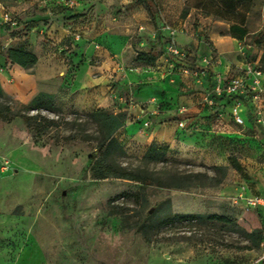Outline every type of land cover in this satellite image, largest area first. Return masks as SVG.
Instances as JSON below:
<instances>
[{
  "label": "rangeland",
  "instance_id": "obj_1",
  "mask_svg": "<svg viewBox=\"0 0 264 264\" xmlns=\"http://www.w3.org/2000/svg\"><path fill=\"white\" fill-rule=\"evenodd\" d=\"M148 1L155 11V24L144 3L137 0H0V15L13 19V24H7L0 18V54L23 44L7 45L6 35L21 38L39 23L48 25L52 18L69 27L67 42L48 48L57 59V74L73 68L74 57L92 58L95 64L101 58L95 54L102 52L109 76L115 75L114 68L122 67L165 66L177 72L179 66L168 50L176 46L173 33L182 31L199 42V52L186 51L183 63L214 75L220 55L206 30H224L225 25L215 15L191 8L193 0ZM262 4L256 1L246 23L248 35L230 53L234 61L224 75L226 81L241 74L242 66L237 63L254 65L264 73ZM76 48L79 55L73 53ZM140 54L156 56L153 66L137 62ZM160 58L163 64L157 63ZM35 77L36 69L14 71L0 62L6 97L28 103ZM204 85L200 86L203 92L221 105L194 97L200 118L193 129L198 136L190 152L180 156L157 144L166 147L169 161L148 168L219 178L212 168L225 167L218 185L205 182L185 190L151 186L142 191L127 180H94L87 171L93 143L65 141L69 132L63 128L38 131L18 118L9 123L0 120V264H264L259 261L264 242L258 248L243 249L253 247L258 232L264 230V215L245 200L264 187V125L252 116L260 106L264 117V96L260 105L248 102L242 106L245 123L236 125L220 118L228 99L211 95V83L207 88V82ZM58 109L67 120L73 119L72 112L87 113ZM40 114L56 118L50 112ZM119 142L127 154L122 164L139 166L145 152L126 149ZM230 156L240 164V171L231 167ZM190 214L222 216L229 223L204 219L159 225L165 218Z\"/></svg>",
  "mask_w": 264,
  "mask_h": 264
},
{
  "label": "crops",
  "instance_id": "obj_2",
  "mask_svg": "<svg viewBox=\"0 0 264 264\" xmlns=\"http://www.w3.org/2000/svg\"><path fill=\"white\" fill-rule=\"evenodd\" d=\"M262 11H264V4H262ZM0 16L3 18V14ZM220 23L225 25L224 30H215V28L206 30L209 41L220 55V65L213 67L215 74L211 77L205 70V75L201 80L183 73L181 67H177V72L172 73L165 66L162 69L158 67L159 70L143 67L127 70L123 67L122 69L114 68L115 75L109 76L105 70L107 61L101 59L104 57L103 52L95 54L96 57H101L95 60V64L92 63V58L83 61L81 58L74 57L72 58L73 68L71 66L64 68L57 74L55 67L57 59L51 55V50L48 48L55 47L62 42L65 44L69 35V27L58 24L52 18L48 21V25L39 23L30 28L21 38L6 35L7 40L5 37L4 40L7 45L10 42H23L22 45L37 58V63L33 67L36 69V77L31 86L32 98L44 92L55 96V105L60 109L84 112L107 109L114 114L125 113L127 119L123 127L116 132V137L127 145L126 149L134 147L145 152L147 147L154 142L168 146L180 156H187L198 136V133L193 130L199 124L197 120L200 118L196 114L198 99L194 97H203L206 101L209 96L200 86L207 82L206 88L210 83L213 87L217 76L221 77L222 81H226L224 75L231 69L234 61L230 53L237 50L239 42L228 35L229 26L222 21ZM172 39L177 47L187 52L191 49L199 52V42L191 35L176 31ZM87 50L91 51V47ZM73 53L79 55L80 50L76 48ZM0 62L7 64L14 71L21 70L19 66L7 62L3 53L0 54ZM157 63L163 64V59L160 58ZM235 65L242 66V69L245 67L240 63ZM22 79L30 82L27 78L22 77ZM197 91H202V93ZM241 100L242 106L249 102L246 96H243ZM212 102L213 105H221L215 99ZM229 102L228 99V104L225 105L220 115L225 122L231 120ZM155 104L159 105L157 112L154 111ZM242 115L246 119L243 112ZM147 120H150L151 124L149 127H144L143 124ZM179 122H183V127L188 128L179 127ZM250 196H264V187L257 194ZM257 209L264 215V209Z\"/></svg>",
  "mask_w": 264,
  "mask_h": 264
},
{
  "label": "trees",
  "instance_id": "obj_3",
  "mask_svg": "<svg viewBox=\"0 0 264 264\" xmlns=\"http://www.w3.org/2000/svg\"><path fill=\"white\" fill-rule=\"evenodd\" d=\"M144 3L150 19L155 24V11L148 0H137ZM257 0H193L191 8L202 12L206 16L215 15L217 19L229 26L228 35L236 40H242L248 35L246 28L249 13L255 6ZM210 9V10H209ZM213 9L214 11H211ZM216 11V12H215ZM219 11V12H217ZM10 37H15L13 34ZM5 60L23 70L33 68L37 63L36 56L29 52L23 45L9 47L3 52ZM156 56L140 54L137 62L145 66H153ZM264 64V61H262ZM224 96L218 97L222 98ZM226 98V97H225ZM41 111L53 113L55 119L42 116ZM74 117L67 120L60 110L55 106V96L50 93L40 92L28 103L24 104L14 97H6L0 81V120L6 123L18 118L22 122L33 125L38 131L63 128L69 132L63 138L65 141H81L93 143V151L88 156L87 171L94 180L120 179L138 184L140 190L155 186L165 189L185 190L193 185L205 182L218 185L225 176V167H213L212 170L219 176H208L206 173L186 172L173 173L162 169L150 170L149 165L166 164V147L152 142L143 157L139 160V166L129 167L122 164V159L127 154L124 147L116 137V132L123 127L127 117L125 113L114 114L107 109H96L87 113H71ZM228 162L236 171L241 170L240 164L233 156L228 157ZM229 223L222 216H202L197 214L174 215L159 222L164 226L175 221L199 222L202 220ZM264 242V230L258 232L257 241L253 247L243 249L251 250L258 248L260 242Z\"/></svg>",
  "mask_w": 264,
  "mask_h": 264
},
{
  "label": "built area",
  "instance_id": "obj_4",
  "mask_svg": "<svg viewBox=\"0 0 264 264\" xmlns=\"http://www.w3.org/2000/svg\"><path fill=\"white\" fill-rule=\"evenodd\" d=\"M1 23H11L13 24V19L4 14ZM0 23V24H1ZM170 59L175 61V64L181 67L183 73L189 74L195 77L197 80H201L205 75L204 68H194L188 67L183 63L186 51L174 46L169 48ZM167 58V57H166ZM211 60V58H210ZM174 65V64H173ZM211 95L215 97L224 96L230 100V111L229 115L231 120L236 125H244L245 119L242 115V97L246 96L249 102L253 104H259L261 102L262 96H264V73H262L259 67L254 65H246L242 70L241 74L231 78L227 82L222 81V78L217 76L214 80V84L211 90ZM209 105H212V97L207 100ZM159 110V105L155 104L154 111ZM253 119L256 123L264 125V117H262L260 112V106H258L254 112H252ZM151 124L150 120L144 122V127H149ZM179 127H183V122L178 123ZM241 198V196H239ZM248 205L264 209V196H250L245 198ZM259 261H264V250H262Z\"/></svg>",
  "mask_w": 264,
  "mask_h": 264
}]
</instances>
